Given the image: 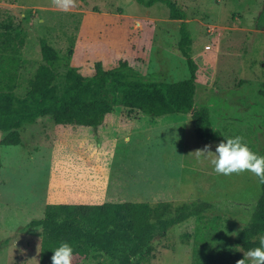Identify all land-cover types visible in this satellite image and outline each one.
Segmentation results:
<instances>
[{"label": "rangeland", "instance_id": "1", "mask_svg": "<svg viewBox=\"0 0 264 264\" xmlns=\"http://www.w3.org/2000/svg\"><path fill=\"white\" fill-rule=\"evenodd\" d=\"M170 1L183 18H172L163 3L146 7L137 0H75L68 12L53 0H0V20L11 21L13 32L24 37L20 55L0 53V99L26 94L42 62L39 38L61 58L57 93L65 85L67 67L92 76L96 63L105 71L119 68L113 77L122 82L186 79V60L177 47L184 22L197 65L194 107L208 108L212 128L225 139L239 136L264 156V0ZM101 91L113 109L99 126L55 124L45 116L20 129L19 145L0 143V264H38L41 227L28 223L42 218L52 201L48 191L56 189L67 158L83 159L99 142L94 159L103 170L115 149L113 173L121 169L133 180H145L150 186L143 198L163 217L190 214L199 201L212 203L201 223L190 215L157 236L130 264H238L244 252L234 240L260 194L255 174L218 175L211 156L198 158L195 152L206 145L196 138L190 114L127 116L121 91L108 84ZM4 136L0 132V141ZM217 145L207 146L214 153ZM125 148L130 158L121 156ZM118 255L112 253L103 263L119 264Z\"/></svg>", "mask_w": 264, "mask_h": 264}, {"label": "trees", "instance_id": "2", "mask_svg": "<svg viewBox=\"0 0 264 264\" xmlns=\"http://www.w3.org/2000/svg\"><path fill=\"white\" fill-rule=\"evenodd\" d=\"M137 2L146 7L163 3L172 18H183L170 0ZM0 29V53L20 55L24 46L23 35L13 32L15 27L11 21L0 20ZM38 44L42 62L28 81L26 94L23 97L7 94L0 99V132L5 133L0 141L2 145H19L20 129L45 116L52 117L55 124L99 126L113 109L112 102L101 91L104 84L121 91L120 104L132 112L155 117L190 114L195 136L204 145L219 144L225 139L219 130L212 128L208 108L194 107L197 65L190 56L191 39L184 22L180 24L177 47L186 60L188 77L175 82H122L113 77L119 68L105 71L101 63H96L92 76H82L73 67H67L65 85L57 93L54 83L61 58L45 38H39ZM247 145L260 155L252 145ZM256 178L260 194L247 225L234 240L235 246L243 252L258 247L259 237L264 235V182ZM211 208L212 203L199 201L190 214L180 212L175 217H163L146 202L48 203L42 218L31 220L28 227H41L38 264H52V251L62 242L73 247V264H104L114 252H119V264H130L131 259L157 236L190 215L201 223L204 213Z\"/></svg>", "mask_w": 264, "mask_h": 264}, {"label": "crops", "instance_id": "3", "mask_svg": "<svg viewBox=\"0 0 264 264\" xmlns=\"http://www.w3.org/2000/svg\"><path fill=\"white\" fill-rule=\"evenodd\" d=\"M126 110L127 116L139 114L136 111ZM100 146L101 143L99 142L94 150L89 149V151H86L87 156L83 159L79 157L67 158L68 166L64 174L56 177L58 183L56 189L48 191V196L52 199L50 203L102 204L105 202H145L143 194L149 184L145 180L141 181L138 178L133 180L130 175L126 176L121 169H116L117 172L113 173L111 166L115 165L116 159H118L115 149L111 151L110 159H107L109 160L107 170H103L100 160L94 159L97 156V148H100ZM124 150L121 156L130 158L131 152L129 149L125 148ZM93 159L94 161H92ZM72 160H84L86 164L84 167L75 166Z\"/></svg>", "mask_w": 264, "mask_h": 264}, {"label": "clouds", "instance_id": "4", "mask_svg": "<svg viewBox=\"0 0 264 264\" xmlns=\"http://www.w3.org/2000/svg\"><path fill=\"white\" fill-rule=\"evenodd\" d=\"M53 3L63 12L75 6V0H53ZM125 142H130V137H126ZM209 148L206 145L204 149L197 150L195 155L205 159L211 156L209 162L216 174L230 176L247 171L264 182V156L253 152L242 142L241 137L223 139L214 153ZM52 252V264H72L74 249L69 243L62 242ZM238 264H264V235L259 237V246L244 252V258Z\"/></svg>", "mask_w": 264, "mask_h": 264}]
</instances>
